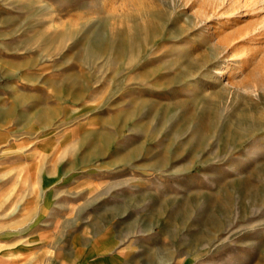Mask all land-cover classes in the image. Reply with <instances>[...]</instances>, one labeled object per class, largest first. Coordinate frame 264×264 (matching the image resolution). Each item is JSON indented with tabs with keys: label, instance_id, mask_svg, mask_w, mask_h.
I'll return each mask as SVG.
<instances>
[{
	"label": "rangeland",
	"instance_id": "1",
	"mask_svg": "<svg viewBox=\"0 0 264 264\" xmlns=\"http://www.w3.org/2000/svg\"><path fill=\"white\" fill-rule=\"evenodd\" d=\"M0 264H264V0H0Z\"/></svg>",
	"mask_w": 264,
	"mask_h": 264
},
{
	"label": "bare ground",
	"instance_id": "2",
	"mask_svg": "<svg viewBox=\"0 0 264 264\" xmlns=\"http://www.w3.org/2000/svg\"><path fill=\"white\" fill-rule=\"evenodd\" d=\"M241 1H242V0H241ZM256 1H257V0H252V3H253V2H256ZM248 2H249V1H248ZM258 2H259V0H258ZM260 2H261V1H260ZM262 2H263V1H262ZM249 4H250V3H249ZM249 4L246 3V2H244V5H245V6H247V5H249ZM254 4H255V3H254ZM251 6H252V5H251ZM251 6H250V7H251ZM255 6H256V5H255Z\"/></svg>",
	"mask_w": 264,
	"mask_h": 264
}]
</instances>
